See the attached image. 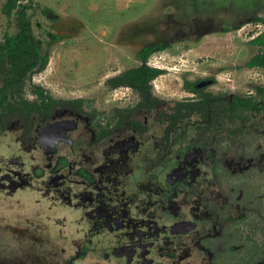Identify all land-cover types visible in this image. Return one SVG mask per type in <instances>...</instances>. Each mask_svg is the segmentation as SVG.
<instances>
[{
    "label": "rangeland",
    "instance_id": "374dc122",
    "mask_svg": "<svg viewBox=\"0 0 264 264\" xmlns=\"http://www.w3.org/2000/svg\"><path fill=\"white\" fill-rule=\"evenodd\" d=\"M7 1L0 0V43L6 33L18 32L17 9L32 3L28 18L34 40L50 56L22 91L10 92L13 104L22 98L40 101L41 89L60 100L50 114L82 99L81 111L97 131L107 126L115 131L142 94L130 86H108L107 80L140 65L138 52L151 43L169 44L149 58L151 66L164 70L151 84L161 101L196 98L187 83L205 78L214 83L200 88L203 94L261 97L264 68L246 65L260 51L252 39L264 31V22L256 20L264 17V0H17L12 15L5 11ZM9 65L0 59V86ZM240 114L241 129L231 143L201 141L192 149L202 155L201 176L192 180L195 194L188 193L185 204L193 202V212L210 214L216 226L195 264H264V113ZM38 116V111L28 118L9 114L1 142L37 138ZM13 199L0 207V264H69L72 257L73 264L114 263L88 254L74 258V242L60 241L55 228L25 214Z\"/></svg>",
    "mask_w": 264,
    "mask_h": 264
},
{
    "label": "flooded vegetation",
    "instance_id": "af4514ba",
    "mask_svg": "<svg viewBox=\"0 0 264 264\" xmlns=\"http://www.w3.org/2000/svg\"><path fill=\"white\" fill-rule=\"evenodd\" d=\"M213 83L205 78L194 85L200 90ZM193 93L196 98L182 101H161L152 93L157 99L147 102L142 96L115 131H97L71 102L39 114L37 138L12 144L0 139V204L14 198L25 214L38 215L60 241L75 243L74 258L198 263L196 254L206 252L205 238L216 226L210 214L185 204L188 193L195 194L192 180L201 176L202 155L192 149L201 141L231 143L242 109L234 104L238 94ZM60 241L54 240L57 246Z\"/></svg>",
    "mask_w": 264,
    "mask_h": 264
},
{
    "label": "trees",
    "instance_id": "16d2710c",
    "mask_svg": "<svg viewBox=\"0 0 264 264\" xmlns=\"http://www.w3.org/2000/svg\"><path fill=\"white\" fill-rule=\"evenodd\" d=\"M17 0H8L5 4V11L12 15L17 8ZM32 2V0H30ZM254 0V4H257ZM34 4H25L17 9V18L19 30L16 34H5V40L0 43V59L8 60L9 73L0 86V125L3 120L11 113L32 116L33 111H38L41 117L49 114L50 109L60 101L52 96H47L44 91L37 90V96L40 101H32L22 98L20 102L13 104L9 99L10 92H20L23 90L25 81L32 74L46 68L50 61L48 53H43L41 46L34 40L32 24L28 18V10L33 8ZM257 21L264 22V17H257ZM252 43L260 46V51L255 54L246 66H260L264 68V31L252 39ZM169 44L151 43L145 45L139 52L138 57L142 63L138 66L128 68L119 75L107 80V85L112 87L130 86L136 89L147 102H154L152 95L151 81L162 74V68L154 67L149 64V58L157 51L165 50ZM194 91L198 90L194 83H187ZM260 98H244L236 96L234 104L242 110H250L257 113H264V88L259 87ZM73 105L82 107L83 100L76 99L71 101ZM235 108V107H234Z\"/></svg>",
    "mask_w": 264,
    "mask_h": 264
}]
</instances>
